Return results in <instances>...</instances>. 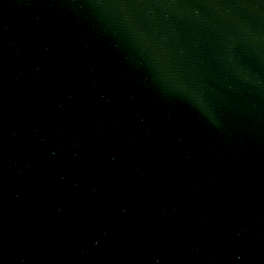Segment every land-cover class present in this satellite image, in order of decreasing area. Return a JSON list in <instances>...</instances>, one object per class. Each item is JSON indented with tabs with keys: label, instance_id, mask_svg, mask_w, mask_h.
I'll list each match as a JSON object with an SVG mask.
<instances>
[{
	"label": "water",
	"instance_id": "1",
	"mask_svg": "<svg viewBox=\"0 0 264 264\" xmlns=\"http://www.w3.org/2000/svg\"><path fill=\"white\" fill-rule=\"evenodd\" d=\"M0 264H264V0H0Z\"/></svg>",
	"mask_w": 264,
	"mask_h": 264
}]
</instances>
